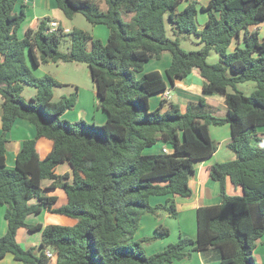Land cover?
Masks as SVG:
<instances>
[{"label":"trees","instance_id":"obj_1","mask_svg":"<svg viewBox=\"0 0 264 264\" xmlns=\"http://www.w3.org/2000/svg\"><path fill=\"white\" fill-rule=\"evenodd\" d=\"M55 1L67 19L81 14L93 26H106L109 37L103 44L80 29L48 33L50 20L44 19L20 39L17 33L25 13L14 12L16 0H0V205L6 206L7 223L0 238V260L11 253L23 264H171L191 258L193 252L213 250L219 264H259L254 251L264 236V131L258 129L264 127V39L260 41L258 31L250 27L264 23V0H210L201 8L208 15L202 29L196 24L197 0ZM184 3L187 6L180 10ZM166 16L174 40L167 37ZM192 34L202 47L186 52L181 41ZM65 36L71 46L62 53ZM236 41L235 51L230 52ZM212 51L220 58L216 64L208 62ZM166 52L172 61L164 74L156 70L140 75L147 62L160 60ZM27 53L35 67L86 64L106 122L98 126L63 120L76 106L78 94L54 102L53 90L62 84L50 76H34ZM196 70L204 80V94L225 97L227 117L215 116L204 98L190 102L185 112L168 100L151 108L150 98ZM246 82L256 83L251 96L237 88ZM26 86L37 90L29 103L22 96ZM19 119L31 123L36 136L25 141L15 169H8L6 135ZM225 124L232 135L228 148L236 157L208 170L211 179L220 183L221 203L198 208L196 238L180 236L175 244L148 256L145 244L169 237L170 230L160 225L152 237L136 240L142 217H178L176 198H191L189 181L195 165L218 149L210 126ZM40 138L53 142L44 159L36 151ZM158 142L171 145L172 151L144 152ZM62 163L73 170L71 182L70 174L56 172ZM227 178L241 189L240 195L227 193ZM46 181L51 182L49 189L64 190L65 205L55 207L57 198L44 195ZM153 197H165V202L153 205ZM45 211L77 223L26 222L28 216ZM23 230L41 232L39 254L36 248H22Z\"/></svg>","mask_w":264,"mask_h":264},{"label":"crops","instance_id":"obj_2","mask_svg":"<svg viewBox=\"0 0 264 264\" xmlns=\"http://www.w3.org/2000/svg\"><path fill=\"white\" fill-rule=\"evenodd\" d=\"M199 3V12L197 18H200V21L203 23L202 25L206 23L208 19V15L206 12L202 11L201 8L205 7L209 4L210 0H197ZM187 6V3L182 4L180 7L183 10ZM101 8L103 10H106L105 3H101ZM25 13V20L22 23L21 27L18 30V37L20 39L25 37L26 31L29 29V27L35 25L37 22H40L44 19H49L50 23L56 22L58 23V28L63 30L65 33L71 32L73 29H78L75 24L76 16L69 20L67 19L62 12L58 9L57 3L55 0H16V4L14 7V12L19 14L21 12ZM104 26V25H103ZM203 26H200L202 29ZM99 27H96L95 30H99L102 32V35H107L109 37V30L108 32L105 31V29H98ZM251 31H258L259 33V40L262 41L264 39V23H261L257 26L250 27ZM108 41V40H107ZM242 42V39L239 41V43ZM237 41L232 44L230 47V51H233L237 46ZM242 47V44L240 45ZM165 61L162 69H167L172 61V57L170 53H164L160 61ZM27 63L29 67L32 70V73L37 75L38 77H41L40 75L45 73L41 71V66H60L61 63L54 64H41L38 67H35L33 65L31 56L29 53H27ZM159 71L162 74L164 70H161V68H154L151 71ZM149 71V72H151ZM147 73V72H146ZM60 84H65L62 80L58 81ZM203 78L200 75V72L198 70L193 71L186 79L184 80H176L174 87H170L164 94L156 95L150 98V103L153 100L154 106H151L152 109H155L157 106H159L160 102L162 100H168V101H174L178 103L181 107L182 112H185L187 109V105L190 102L197 103L203 96L206 99L207 104L211 107L213 110V113L215 116L220 117H227L228 116V108L225 104V97L222 95H206L202 91L203 87ZM26 88V87H25ZM58 88V87H57ZM33 96H30V98ZM25 100V99H24ZM2 104H3V97L0 95V135L2 134ZM100 105V104H99ZM86 114V113H84ZM87 115V114H86ZM106 115L101 117L102 123L96 124H104L106 122ZM220 126H210V135L214 142L218 144V149L216 153L208 160H205L203 162L197 163L195 165V172L194 175L190 177L189 185L192 189V196L189 199L186 198H176V206L177 210L179 212V215L177 218H170L166 214H161L160 219L147 214L144 215L140 221V225L138 228V231L135 235L136 240H142L145 238V234H150L152 230H155L158 226V224L161 222L162 225L169 228L170 235L172 236H178V239L180 236H188L192 238L197 237V210L200 207L204 206H212V205H218L221 203L220 198V183L216 182L211 179L209 174V167L212 166L214 163H221L226 162L230 160H234L236 155L234 152H232L228 148V143L232 139L231 135V128L230 125H222V129H218ZM36 136V130L35 127L29 123L26 120L19 119L15 122L13 128L10 132L7 133V150H6V167L8 169H15L16 167V159L19 154V152L22 150L24 143L26 140H30L35 138ZM53 149V142L47 138H40L36 142V151L40 157V159H44L48 156V154ZM164 149L166 152L172 151V146L169 144H166L164 142H158L154 147L146 149L144 152L146 154H159L164 152ZM56 172L59 175L64 174H70L71 179L69 182L72 181V174L73 170L70 167L68 163H62L58 166ZM51 182L46 181L43 184V190L44 195L48 197H56L57 202L55 204V207H60L62 205H65L68 202V198L64 192V190L58 188V189H49ZM226 191L229 195L235 196L240 195L242 193L240 188L235 187L229 178L226 179ZM33 202H36L35 200ZM151 202L153 205L156 204H163L165 202V197H153L151 199ZM5 211L6 206L0 205V238L6 233L7 231V223L5 220ZM162 219V221H161ZM174 220L178 222V228L177 230H173L170 228V220ZM177 219V220H176ZM160 220V222H159ZM26 222L31 225L35 224H42L44 226L46 225H62V226H74L77 221L74 219H71L69 217L58 215V214H50L48 212H43L39 216L37 215H31L28 216ZM39 233V232H38ZM39 236V237H38ZM37 236V233H32L28 230H23L20 236V244L22 248L25 250L30 248H36L35 253L39 254L40 252V244H41V233ZM176 236V237H177ZM168 238V237H167ZM264 239V236L257 241V245L262 244V240ZM169 240H162L157 244H160L158 247L157 244L153 245H147L144 250L148 255L155 254L156 252L160 250H164L168 247ZM160 248V249H159ZM258 246L256 247L254 251L257 250ZM162 250V251H163ZM192 256L194 258L191 260L196 264H219L217 262V253L213 250H209L205 253L200 252H193ZM187 260L183 261H175L173 263L175 264H185ZM258 261L261 263V257L258 259ZM257 261V262H258ZM210 262V263H209ZM171 263V264H173ZM0 264H23L22 262L16 261L13 254L9 253L7 254L3 259L0 260Z\"/></svg>","mask_w":264,"mask_h":264},{"label":"rangeland","instance_id":"obj_3","mask_svg":"<svg viewBox=\"0 0 264 264\" xmlns=\"http://www.w3.org/2000/svg\"><path fill=\"white\" fill-rule=\"evenodd\" d=\"M182 8L180 7V9H182ZM75 21H76L75 22L76 27L78 29L88 32L95 39L100 40L103 44L107 43L108 36L107 35L104 36V35H102L101 31L95 30L96 27H99L98 29H105V31L108 32V28L106 26H103V25L93 26L81 14L76 15ZM196 22H197L196 24H197L198 28H201L200 26H203L202 25L203 23L200 21V18H197ZM165 25H166L167 37L174 40L175 35H174L173 30H172V25L169 21L168 16L165 17ZM198 43H199L198 37L196 35L192 34V35L186 36L181 41V48L183 50H185L186 52L197 51V50H200L202 47ZM70 46H71L70 37L65 36L61 40L60 51L62 53H67L70 49ZM235 49L233 51H235ZM233 51H230V52H233ZM219 60H220L219 55L215 51H212L210 53L209 58H208L209 64H216L219 62ZM165 61L166 60L160 61V60H156V59H151L149 62H147L144 65V70H143V72L140 73V75L145 73V72H149L152 69L157 68V67L161 68V70H164L163 73H165V69H162V68H164L162 66L164 65ZM41 69H42L41 71H43L45 73V75L44 74L40 75L41 77L50 76V77L54 78L56 81L62 80L65 83L64 85L62 84L61 87L54 88V90H53V93H54L53 101L54 102H59L63 97H68L74 93L78 94V100H77L76 106L72 110L68 111L62 117L63 120H66L69 122L84 121L88 125L93 124L95 122L102 123L101 117H103L106 114L99 105V99L97 97L96 85L92 80L89 67L86 64L74 63V62H72V63H63L62 62V64H60V66H58V67L54 66V65H52V66L42 65ZM34 76L38 77L37 75H35V73H34ZM41 77H38V78H41ZM237 88L245 96H251L253 94V92L256 90V83L255 82H246L243 84H239L237 86ZM229 91L233 92L231 89H229ZM36 93H37V90L34 87L26 86L22 96L25 99L26 103H29V101L31 99L30 96H35ZM202 98L205 99L204 96ZM150 105L154 106L153 100L151 101ZM84 113H86L87 115ZM218 115H219V117L223 116L220 114H218ZM96 125L101 126L102 124H96ZM228 126H229V124H228ZM263 128L264 127H259L258 129H259V131H264V130H262ZM218 129H222L221 126L218 127ZM37 216H39V215H37ZM158 219H160V218H158ZM161 221H162V219H161ZM159 222H160V220H159ZM169 223H170V228H172L173 230H177V228H178V222L177 221H174L172 219V220H170ZM162 224L163 223L160 222L158 224V226H160ZM155 230H152L150 232V234H145V238L146 237L147 238L152 237L155 234ZM32 233H37V236H38L39 233H41V232L38 233V231H37V232H32ZM176 236L168 237V238H165L162 240H164V241L169 240V242H171V243H168V244H175L178 241V236L177 237ZM162 240L159 239L156 241H151V242L145 244L144 248L147 245L148 246L149 245L154 246L155 244L159 243ZM159 245L160 244H157V246H155V248L158 247ZM257 246H258V248L255 252V259L258 261V259L261 257L262 261H261V263L258 261V263L264 264V239L262 240V244L257 245V243H256V247ZM162 250H160L158 252H161ZM148 256H151V255H148ZM193 258H194V256H191V258L187 259L185 264H196L193 261H191ZM52 262H55V257L52 259ZM217 262L219 263V260H217ZM173 264H175V263H173Z\"/></svg>","mask_w":264,"mask_h":264},{"label":"built area","instance_id":"obj_4","mask_svg":"<svg viewBox=\"0 0 264 264\" xmlns=\"http://www.w3.org/2000/svg\"><path fill=\"white\" fill-rule=\"evenodd\" d=\"M57 28H58V23L56 22H52V23H49V28L47 30L48 33H53V32H56L57 31ZM45 255L50 258V259H53L54 256L52 255V253L50 251H46L45 252Z\"/></svg>","mask_w":264,"mask_h":264}]
</instances>
